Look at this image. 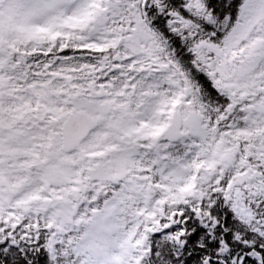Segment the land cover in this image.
<instances>
[{"label": "snow or ice", "instance_id": "obj_1", "mask_svg": "<svg viewBox=\"0 0 264 264\" xmlns=\"http://www.w3.org/2000/svg\"><path fill=\"white\" fill-rule=\"evenodd\" d=\"M0 264H264V0H0Z\"/></svg>", "mask_w": 264, "mask_h": 264}]
</instances>
